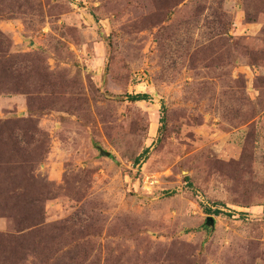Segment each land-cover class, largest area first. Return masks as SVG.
I'll list each match as a JSON object with an SVG mask.
<instances>
[{"label":"rangeland","instance_id":"374dc122","mask_svg":"<svg viewBox=\"0 0 264 264\" xmlns=\"http://www.w3.org/2000/svg\"><path fill=\"white\" fill-rule=\"evenodd\" d=\"M0 264H264V0H0Z\"/></svg>","mask_w":264,"mask_h":264},{"label":"trees","instance_id":"16d2710c","mask_svg":"<svg viewBox=\"0 0 264 264\" xmlns=\"http://www.w3.org/2000/svg\"><path fill=\"white\" fill-rule=\"evenodd\" d=\"M147 96L146 95H135V96H127V101L131 103H138V102H145L147 101ZM162 122V120H161ZM210 215L218 216L220 213L217 211L214 212H208Z\"/></svg>","mask_w":264,"mask_h":264},{"label":"water","instance_id":"95a60500","mask_svg":"<svg viewBox=\"0 0 264 264\" xmlns=\"http://www.w3.org/2000/svg\"><path fill=\"white\" fill-rule=\"evenodd\" d=\"M97 149H98L99 154H100L101 157L109 158V156H110L109 153L103 151L101 148H97ZM206 225H207L208 227L212 228V227L214 226V220H213L212 218H210V217L207 218V223H206Z\"/></svg>","mask_w":264,"mask_h":264}]
</instances>
